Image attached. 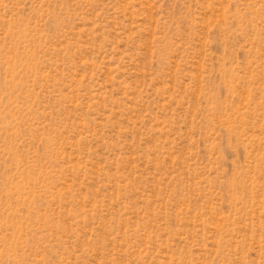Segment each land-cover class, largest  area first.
Wrapping results in <instances>:
<instances>
[{
    "label": "rangeland",
    "instance_id": "obj_1",
    "mask_svg": "<svg viewBox=\"0 0 264 264\" xmlns=\"http://www.w3.org/2000/svg\"><path fill=\"white\" fill-rule=\"evenodd\" d=\"M0 264H264V0H0Z\"/></svg>",
    "mask_w": 264,
    "mask_h": 264
}]
</instances>
